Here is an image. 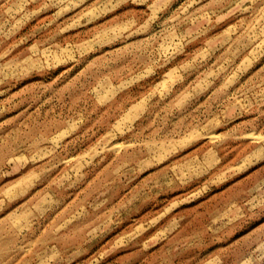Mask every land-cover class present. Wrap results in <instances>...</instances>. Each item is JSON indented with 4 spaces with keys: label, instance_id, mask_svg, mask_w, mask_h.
Returning a JSON list of instances; mask_svg holds the SVG:
<instances>
[{
    "label": "rangeland",
    "instance_id": "rangeland-1",
    "mask_svg": "<svg viewBox=\"0 0 264 264\" xmlns=\"http://www.w3.org/2000/svg\"><path fill=\"white\" fill-rule=\"evenodd\" d=\"M0 264H264V0H0Z\"/></svg>",
    "mask_w": 264,
    "mask_h": 264
}]
</instances>
